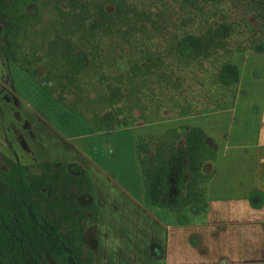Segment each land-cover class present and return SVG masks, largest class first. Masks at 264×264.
<instances>
[{"label":"crops","instance_id":"1","mask_svg":"<svg viewBox=\"0 0 264 264\" xmlns=\"http://www.w3.org/2000/svg\"><path fill=\"white\" fill-rule=\"evenodd\" d=\"M238 67L231 108L154 123L160 134L201 128L215 141L216 172L201 204L147 206L136 156L143 134L95 133L16 65H9L10 88L0 85V152L17 162L6 152L11 143L20 164L63 161L89 175L100 229L95 264H264V88L241 90L246 70ZM129 149L133 165L116 164Z\"/></svg>","mask_w":264,"mask_h":264},{"label":"trees","instance_id":"2","mask_svg":"<svg viewBox=\"0 0 264 264\" xmlns=\"http://www.w3.org/2000/svg\"><path fill=\"white\" fill-rule=\"evenodd\" d=\"M0 6L8 19V26L3 31L9 45L6 52L9 49L11 59L57 103L83 117L95 133L131 128L138 122L133 117H121V110L113 109L115 102L125 96L123 86L132 85V81L125 82L129 74L120 67L113 65L114 70L122 73L110 81L107 79L112 89L108 97L93 104L86 92L90 74L102 69L95 63L98 45L94 40L100 36L98 32L105 27L122 32L114 15L101 10V23L94 21L91 10L78 0H0ZM43 9L55 10L58 29L53 21L42 24ZM231 34L232 28L221 24L214 29L211 38L186 36L178 41L175 49L187 60L207 59L224 46ZM22 40L30 42L27 49ZM252 50L264 54V41ZM135 69L133 74L138 70L150 71L145 65L136 64ZM40 70H44L43 75ZM218 80L229 93L231 103L200 113L232 107L240 84L238 65L235 62L225 64ZM133 89L137 90V85H133ZM106 106L113 110L106 113ZM193 113L181 109L178 116ZM146 122L156 121L147 119ZM136 156L147 206L171 210L206 200L208 184L216 172L217 154L215 141L201 128H173L161 135L140 136ZM2 158L9 167L0 178L7 186L1 185L6 190L0 194V264H34L43 256L57 264L77 261L75 243L82 240V235L78 229V207L74 202L81 194L95 199L89 175L79 166L65 163L58 168L53 162L23 166ZM35 168L42 170L40 176L30 174V169ZM67 168L76 171L77 175L69 174ZM83 210L98 215L95 203L94 209Z\"/></svg>","mask_w":264,"mask_h":264},{"label":"rangeland","instance_id":"3","mask_svg":"<svg viewBox=\"0 0 264 264\" xmlns=\"http://www.w3.org/2000/svg\"><path fill=\"white\" fill-rule=\"evenodd\" d=\"M78 1L85 3L91 10L92 20L101 23L100 11L103 10L114 15L117 25L122 28L121 32L113 27L103 26L105 28L98 32L100 36L94 40L98 45L95 49V63H97L96 66L101 65L102 69H97V72L90 74L86 92L93 104H97L101 102L102 98L111 94L112 89L110 84H107V79L110 81V79L117 78L118 73H122L117 69L114 70L113 65L128 73L130 78L128 76L129 79L127 78L125 82L132 81L130 83L132 85L123 86L125 96L122 100L115 102L113 109H120L121 117H133L138 121L130 129L133 139L138 133L143 136L160 134L162 129H156L155 127L158 128V126L154 123L164 122L169 126V123L173 122L172 120L179 117L181 109L198 115L204 114L200 113L202 111L216 110L218 105L230 104V95L223 90L218 80L221 69L227 63L235 62L242 70H246L243 71L245 77H243L241 90L247 91L251 87L254 90L264 88V55H257L252 50L254 46L264 41V0ZM5 13L0 6V85L3 89L10 88L9 65H16L18 70L29 75L15 60L11 59L10 50L8 49V52L5 50L9 46L3 35V31L8 26ZM55 15L54 9H43L42 24L52 23V21L56 23ZM221 24L232 28L231 37L225 40L224 46L217 49L209 58L187 60L181 58L176 52V45L182 38L193 36L207 40L211 38L214 29ZM52 28L51 24L50 32ZM56 28H59L58 23H56ZM104 31H106L105 34ZM22 43L26 49L30 45V42L26 40H22ZM256 62L258 63L254 66ZM136 64L150 67V71L141 72L138 70L137 74H133L136 71ZM39 73L43 75L44 70H40ZM30 78L34 85L40 87L36 80L31 76ZM133 85H137V90L133 89ZM51 98L56 101L53 97ZM16 100L19 106L21 101L23 102V99L18 96ZM111 109L110 106H106V113H109ZM81 118L87 122L83 117ZM147 119H153L156 122L147 123ZM3 120L2 117L0 123H3ZM118 131L106 132L113 136L114 132ZM6 147V152L10 156L14 155L18 160L17 162L11 161L18 165L29 166L46 163L28 161L27 164L24 161L26 164H20L21 159L16 147L11 143ZM111 149H113L112 146ZM131 154L130 149L128 152L125 150L123 157L121 156L116 164L119 166L123 164L126 168L129 167V164L132 166L133 157ZM3 156L6 157L0 152V178L9 167L3 160ZM53 163L56 168L62 167V163L72 166L63 161H54ZM68 171L73 176L77 175L74 170L68 169ZM30 174L40 176L42 170L30 169ZM1 185H4L5 188L7 186L0 182V194H3V189H6ZM75 201L74 204L78 207L76 213L78 229L82 240L76 241L77 261L72 260L70 264H95V255L100 243L98 215L83 210L94 209L95 202L92 197L85 194L78 196ZM81 241L83 242L81 243ZM34 264L57 263L48 256H43Z\"/></svg>","mask_w":264,"mask_h":264}]
</instances>
